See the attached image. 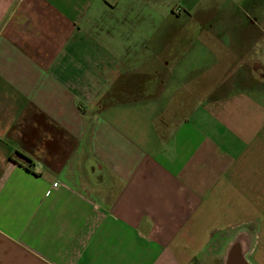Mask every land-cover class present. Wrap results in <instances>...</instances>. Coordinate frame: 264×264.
I'll return each instance as SVG.
<instances>
[{"label": "crops", "instance_id": "0c3cea01", "mask_svg": "<svg viewBox=\"0 0 264 264\" xmlns=\"http://www.w3.org/2000/svg\"><path fill=\"white\" fill-rule=\"evenodd\" d=\"M141 1L0 0V264H264V53Z\"/></svg>", "mask_w": 264, "mask_h": 264}, {"label": "rangeland", "instance_id": "374dc122", "mask_svg": "<svg viewBox=\"0 0 264 264\" xmlns=\"http://www.w3.org/2000/svg\"><path fill=\"white\" fill-rule=\"evenodd\" d=\"M141 11H156V36L159 33L162 35L165 30L167 41L202 44L204 48L198 46L195 53L203 52L207 60L213 61L216 52L222 56L221 50L232 39L233 47L246 46L244 51L254 49L251 50L253 53L257 50L255 56L259 52L264 53V0H142ZM172 13L182 14L176 17ZM192 32L193 38L201 32L200 37L192 39ZM213 32L218 34V42ZM250 32L260 36L258 44L254 43L255 46L246 44L249 40L247 34ZM243 40L246 42L239 43ZM232 45L229 44L231 47ZM194 55L191 52V57Z\"/></svg>", "mask_w": 264, "mask_h": 264}, {"label": "built area", "instance_id": "2783aa9c", "mask_svg": "<svg viewBox=\"0 0 264 264\" xmlns=\"http://www.w3.org/2000/svg\"><path fill=\"white\" fill-rule=\"evenodd\" d=\"M54 186H57L56 184Z\"/></svg>", "mask_w": 264, "mask_h": 264}]
</instances>
